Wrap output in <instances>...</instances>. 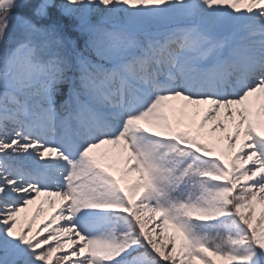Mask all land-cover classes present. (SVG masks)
<instances>
[{
    "label": "snow or ice",
    "instance_id": "obj_1",
    "mask_svg": "<svg viewBox=\"0 0 264 264\" xmlns=\"http://www.w3.org/2000/svg\"><path fill=\"white\" fill-rule=\"evenodd\" d=\"M0 264H264V0H0Z\"/></svg>",
    "mask_w": 264,
    "mask_h": 264
},
{
    "label": "bare ground",
    "instance_id": "obj_2",
    "mask_svg": "<svg viewBox=\"0 0 264 264\" xmlns=\"http://www.w3.org/2000/svg\"><path fill=\"white\" fill-rule=\"evenodd\" d=\"M52 211V209L50 208L49 204L45 205V208L43 209V211L40 213V216L38 218V222L40 220H43L50 212Z\"/></svg>",
    "mask_w": 264,
    "mask_h": 264
},
{
    "label": "rangeland",
    "instance_id": "obj_3",
    "mask_svg": "<svg viewBox=\"0 0 264 264\" xmlns=\"http://www.w3.org/2000/svg\"><path fill=\"white\" fill-rule=\"evenodd\" d=\"M48 204V202L45 200L43 203V209L45 208V205ZM36 206H30V214L34 213Z\"/></svg>",
    "mask_w": 264,
    "mask_h": 264
}]
</instances>
